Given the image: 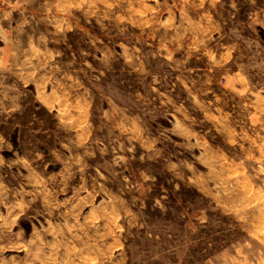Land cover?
<instances>
[{"label": "rangeland", "instance_id": "374dc122", "mask_svg": "<svg viewBox=\"0 0 264 264\" xmlns=\"http://www.w3.org/2000/svg\"><path fill=\"white\" fill-rule=\"evenodd\" d=\"M0 264H264V0H0Z\"/></svg>", "mask_w": 264, "mask_h": 264}]
</instances>
